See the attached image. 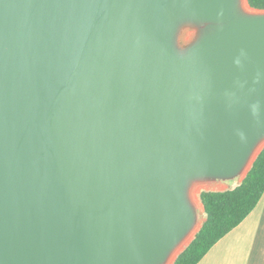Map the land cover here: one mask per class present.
<instances>
[{"label":"water","instance_id":"water-1","mask_svg":"<svg viewBox=\"0 0 264 264\" xmlns=\"http://www.w3.org/2000/svg\"><path fill=\"white\" fill-rule=\"evenodd\" d=\"M263 148L264 9L0 0V264H173Z\"/></svg>","mask_w":264,"mask_h":264},{"label":"trees","instance_id":"trees-1","mask_svg":"<svg viewBox=\"0 0 264 264\" xmlns=\"http://www.w3.org/2000/svg\"><path fill=\"white\" fill-rule=\"evenodd\" d=\"M264 9V0H248ZM264 192V148L239 184L222 191H201L205 219L189 245L173 264H197L210 248L239 225L253 210Z\"/></svg>","mask_w":264,"mask_h":264},{"label":"crops","instance_id":"crops-1","mask_svg":"<svg viewBox=\"0 0 264 264\" xmlns=\"http://www.w3.org/2000/svg\"><path fill=\"white\" fill-rule=\"evenodd\" d=\"M197 264H264V192L243 221L217 241Z\"/></svg>","mask_w":264,"mask_h":264},{"label":"rangeland","instance_id":"rangeland-1","mask_svg":"<svg viewBox=\"0 0 264 264\" xmlns=\"http://www.w3.org/2000/svg\"><path fill=\"white\" fill-rule=\"evenodd\" d=\"M241 180H242L241 177H235V178L226 180L223 183H204V184H202V186L199 190L201 191L203 189H209V190L229 189V188H233L234 186L239 184ZM196 197H197V201L199 204L198 209H197V218H198L199 224H201L202 221L205 219V213H204L203 206H202L200 198H199V191H198V193H196Z\"/></svg>","mask_w":264,"mask_h":264},{"label":"bare ground","instance_id":"bare-ground-1","mask_svg":"<svg viewBox=\"0 0 264 264\" xmlns=\"http://www.w3.org/2000/svg\"><path fill=\"white\" fill-rule=\"evenodd\" d=\"M243 6L246 8V5H245V4H243ZM201 186H202V185H197V186H195L194 189H193V192H196ZM194 201H195V204H196V206H197V208H198L199 204H198V201H197V197H196V195H195V197H194Z\"/></svg>","mask_w":264,"mask_h":264}]
</instances>
